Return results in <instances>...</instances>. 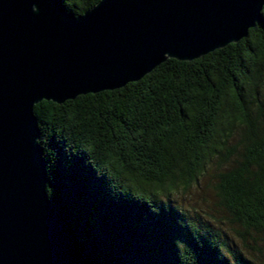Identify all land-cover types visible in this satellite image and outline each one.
Listing matches in <instances>:
<instances>
[{
    "label": "trees",
    "instance_id": "16d2710c",
    "mask_svg": "<svg viewBox=\"0 0 264 264\" xmlns=\"http://www.w3.org/2000/svg\"><path fill=\"white\" fill-rule=\"evenodd\" d=\"M62 1L80 15L100 0ZM262 12L245 38L200 58H169L120 88L35 105L47 191L85 264H258L171 194L217 161L238 240L250 254L254 233L264 241Z\"/></svg>",
    "mask_w": 264,
    "mask_h": 264
},
{
    "label": "water",
    "instance_id": "95a60500",
    "mask_svg": "<svg viewBox=\"0 0 264 264\" xmlns=\"http://www.w3.org/2000/svg\"><path fill=\"white\" fill-rule=\"evenodd\" d=\"M264 0H0V264H85L47 191L34 112L245 38Z\"/></svg>",
    "mask_w": 264,
    "mask_h": 264
},
{
    "label": "rangeland",
    "instance_id": "374dc122",
    "mask_svg": "<svg viewBox=\"0 0 264 264\" xmlns=\"http://www.w3.org/2000/svg\"><path fill=\"white\" fill-rule=\"evenodd\" d=\"M221 170L218 162L214 161L208 165L207 172L201 177L200 183L194 184L189 190H184L182 187L178 188L176 191H173L171 198L174 204H179L190 214L196 215L197 220L220 225L230 238L238 243L247 257L252 258L258 264H264V241L262 240V236L254 233L256 241L254 242V240L249 239L248 247L252 251L250 254L244 249L246 248L244 243L238 240L239 237L233 231L234 224L229 219L228 211L224 209L220 202L219 191L217 189L219 181L217 174ZM235 227L238 228L237 225Z\"/></svg>",
    "mask_w": 264,
    "mask_h": 264
}]
</instances>
